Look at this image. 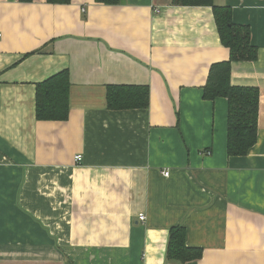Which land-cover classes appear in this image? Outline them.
Wrapping results in <instances>:
<instances>
[{
	"label": "crops",
	"instance_id": "crops-1",
	"mask_svg": "<svg viewBox=\"0 0 264 264\" xmlns=\"http://www.w3.org/2000/svg\"><path fill=\"white\" fill-rule=\"evenodd\" d=\"M171 1L0 0V264H167L176 226L202 251L185 264H264V0H212L257 49L231 65L259 92L243 157L227 101L202 99L229 59L212 8ZM65 70L67 121H37L35 86ZM108 86L148 87V107L109 110Z\"/></svg>",
	"mask_w": 264,
	"mask_h": 264
},
{
	"label": "trees",
	"instance_id": "trees-1",
	"mask_svg": "<svg viewBox=\"0 0 264 264\" xmlns=\"http://www.w3.org/2000/svg\"><path fill=\"white\" fill-rule=\"evenodd\" d=\"M31 0H19L28 3ZM99 4L117 5L119 0H95ZM51 3L68 4L69 0H47ZM174 6L212 8L220 44L229 52L228 61L215 63L209 67L202 99L227 101L226 154L228 157L246 156L255 145L259 112V92L252 87H234L230 84L232 63L253 62L257 49L251 45L250 30L247 26L236 25L231 20L227 7H216L212 0H172ZM41 50L30 54H38ZM69 74L62 71L35 86V119L37 121L65 122L69 116ZM106 106L109 110L146 109L148 107V87L108 86ZM201 249L185 244L182 227H172L168 231L165 263L185 264L201 258Z\"/></svg>",
	"mask_w": 264,
	"mask_h": 264
},
{
	"label": "built area",
	"instance_id": "built-area-1",
	"mask_svg": "<svg viewBox=\"0 0 264 264\" xmlns=\"http://www.w3.org/2000/svg\"><path fill=\"white\" fill-rule=\"evenodd\" d=\"M0 38H1V34H0ZM81 160H82L81 155H77V156L74 157V162L76 164H80L81 163ZM163 175L167 177L168 176V173H164ZM144 219L145 218H144V215L143 214H139L138 215V220L139 221H144Z\"/></svg>",
	"mask_w": 264,
	"mask_h": 264
}]
</instances>
